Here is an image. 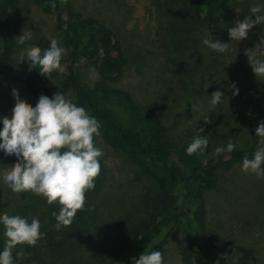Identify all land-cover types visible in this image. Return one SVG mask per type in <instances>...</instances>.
I'll return each instance as SVG.
<instances>
[{
    "label": "rangeland",
    "instance_id": "obj_1",
    "mask_svg": "<svg viewBox=\"0 0 264 264\" xmlns=\"http://www.w3.org/2000/svg\"><path fill=\"white\" fill-rule=\"evenodd\" d=\"M68 1L117 34L124 67L115 85L137 102L156 108L176 147L188 145L194 135L207 137L206 149L211 153L229 138L238 147L248 145L246 133L215 130L203 117L208 115L211 121L222 112L238 110L250 118L253 127L264 120V77L257 78L248 61L264 25H255L240 42L228 36V28L248 15L251 5L264 7V0H228L226 7L208 17L200 11V0ZM10 26L15 38L22 32L32 33V41L24 46L28 48L36 40L51 39L54 19L33 0H19L11 10ZM205 38L228 43V50L217 53L207 48L201 43ZM22 51L15 45L11 62L0 75V119L10 118L15 106L13 92L27 106L36 103L25 84L32 78L28 65H18ZM56 72L48 84H58L64 68L60 66ZM80 74L89 83L98 78L96 69L85 60ZM230 84H235L238 94H232ZM217 90L223 93V103L213 108L210 95ZM200 128L204 132H198ZM94 145L103 152L105 176L90 192L85 214L74 216L59 232L51 216L58 205L45 204L31 191L10 192L0 184V215H20L29 221L36 216L44 233L35 246H16L12 253L15 264H108L111 250L124 232L147 216L154 181L100 137ZM172 158L181 166L176 153ZM15 163L14 157L0 154V175ZM239 165L218 171L215 185L204 191L207 231L218 264H264V178L242 172ZM178 235L164 246V264H183L176 249V241L182 237ZM3 239L0 229V251ZM18 250L24 255L16 260Z\"/></svg>",
    "mask_w": 264,
    "mask_h": 264
},
{
    "label": "trees",
    "instance_id": "obj_2",
    "mask_svg": "<svg viewBox=\"0 0 264 264\" xmlns=\"http://www.w3.org/2000/svg\"><path fill=\"white\" fill-rule=\"evenodd\" d=\"M54 19L51 38L65 49L60 66L64 73L58 84H48L57 69L39 74V69L29 70L26 88L37 101L40 94L51 96L60 91L75 104L94 116L100 124L99 136L104 143L129 157L139 171L151 178L155 190L147 199L148 213L133 227L124 232L111 250L108 264H130V258H138L146 251L159 250L174 236L176 249L183 264H218L213 252V240L207 231L204 191L213 187L218 171H229L242 161L245 154L252 157L257 141L255 127L250 118L238 111L229 110L211 119L215 130L230 133H246L249 143L231 153L213 156L205 149L191 156L185 153L187 145L178 146L169 140L156 108L149 103L137 102L115 83L124 67L121 42L114 30L99 18L74 8L68 0H33ZM19 0H0V75L8 68L15 43L10 26L11 10ZM204 17L226 7L228 0H200ZM50 39L36 40L33 47L41 51L49 46ZM103 48V57L98 49ZM85 60L98 73V78L86 82L80 74V64ZM28 65V64H27ZM178 155L181 166L172 158ZM101 169L95 178V186L103 180L106 166L101 158ZM94 189V188H93ZM85 192V202L75 216L84 215L90 192Z\"/></svg>",
    "mask_w": 264,
    "mask_h": 264
},
{
    "label": "clouds",
    "instance_id": "obj_3",
    "mask_svg": "<svg viewBox=\"0 0 264 264\" xmlns=\"http://www.w3.org/2000/svg\"><path fill=\"white\" fill-rule=\"evenodd\" d=\"M48 7L54 9L55 0ZM248 12L228 28L230 40L240 42L255 25H264V7L254 4ZM15 39L17 47L23 49L18 65L27 63L30 71L39 69V74L45 77L60 67L65 49L56 38H51L49 46L43 51L37 47L24 48L33 39L30 32H22ZM201 43L217 53L228 50V43L212 38H205ZM97 51L102 58L103 48ZM246 55L248 57V50ZM251 57L248 61L252 72L257 78L264 77V32L259 36V43L253 47ZM229 88L233 89V95L238 94L235 84H230ZM11 96L15 106L9 114L10 118L0 119V154L4 158L14 157L16 163L0 175V184L10 192L31 191L40 196L45 204L58 205V211H52L51 216L55 220L53 227L59 232L70 225L77 211L83 208L85 192L95 187L94 180L101 169L99 158L103 155L93 142L94 136L100 134L99 121L60 91L51 98L40 94L34 106H27L16 92ZM210 96L213 108L223 103L221 91H214ZM203 118L205 123L211 122L208 115ZM197 131L204 132V129ZM254 136L260 139L252 157L245 154L239 167L242 172L254 174L259 179L264 178V120L257 123ZM208 143L206 136L194 135L185 153L191 156L203 152ZM235 148L229 138L223 146L215 147L212 155L231 153ZM40 227V219L36 216L29 221L20 215H0V229L4 237L0 264H15L12 253L17 245L35 246L44 237ZM23 255V251L18 250L15 259ZM130 264H164V261L159 250H145L138 258H130Z\"/></svg>",
    "mask_w": 264,
    "mask_h": 264
}]
</instances>
